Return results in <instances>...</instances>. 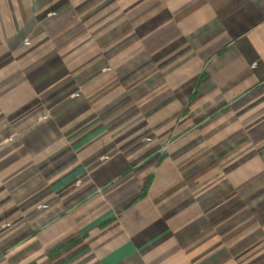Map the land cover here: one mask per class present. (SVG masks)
I'll return each instance as SVG.
<instances>
[{
    "label": "crops",
    "instance_id": "crops-1",
    "mask_svg": "<svg viewBox=\"0 0 264 264\" xmlns=\"http://www.w3.org/2000/svg\"><path fill=\"white\" fill-rule=\"evenodd\" d=\"M150 10L143 53L160 55L165 65L177 52L184 62L141 105L148 129L157 130L154 142L122 147L104 119L75 108L63 78L69 68L32 79L37 0H0V126L22 146L31 136L40 140L49 125L69 156L60 175L48 181L36 174L0 197V233L10 247L0 248V264H25L30 252L42 257L27 264H244L228 252L234 236L246 234L245 221L236 231L220 225L237 212L252 217L244 204L264 179L262 171L251 178L239 169L236 183H219L218 157L264 141V0H153L138 11ZM71 11L50 24L51 33L65 28ZM95 100L92 107L103 106ZM170 137L176 142L158 158L157 141ZM198 144L206 145L202 155ZM2 152L15 160L11 147ZM222 187L230 189L220 195ZM229 235L231 244L223 245Z\"/></svg>",
    "mask_w": 264,
    "mask_h": 264
},
{
    "label": "rangeland",
    "instance_id": "rangeland-1",
    "mask_svg": "<svg viewBox=\"0 0 264 264\" xmlns=\"http://www.w3.org/2000/svg\"><path fill=\"white\" fill-rule=\"evenodd\" d=\"M151 1L153 0H138L137 3L135 0H37V37L35 38L33 33H28L31 34V38L37 39L34 42L35 48L37 47V76L32 79H43L41 78L42 73L46 70L51 71V68H69V74L63 78L70 79L71 88L74 89L72 96L75 100V108L82 109L83 115L88 112V117L91 120L93 118L104 119L107 122L106 133L112 140L113 132H119L118 135H114L119 139L117 146L122 144V147H126L131 143L139 146L154 142L151 133H155L157 130L148 129L151 128L146 124L148 113L142 110L141 105L147 98L160 91L164 86L163 83H166L168 75H172V71L176 72L177 66L184 62L180 60L179 55H175L177 52L171 55L174 57H170L168 59L170 61L165 65L160 60V55L147 56L146 52L143 53L145 49L140 40L149 34L148 14H155V10L153 13L151 10L146 13L138 10L144 9V6ZM154 1L166 4L169 2V0ZM68 9L72 10V20H66L65 28L61 27V31L51 33L48 28L50 24L58 21L60 17H65ZM29 42L31 41L29 40ZM55 52H58L57 58L55 57L57 66L54 63L55 58L52 56ZM14 54L16 55V51ZM66 54L71 55L68 56V61H66ZM53 58L54 60H52ZM4 80L5 77L1 74L0 82ZM171 82L176 83L177 81L171 79ZM85 91H89L86 94L87 99L82 95ZM95 99H102L100 102L103 103V106L98 103V108L92 107L97 103ZM85 103H89V108L84 109ZM173 124L176 127L177 119ZM1 126V199L7 188L28 181L36 174L43 175L49 181L50 177H56L64 171L66 161L69 159L68 149L64 145V140L50 138L49 125L45 128L46 130L41 131V133L47 134L42 135L40 140L37 139L35 132L36 136H31L26 143H22V146L11 137L12 134L8 135L7 127L5 129ZM81 126V124L71 125V129L75 131ZM121 131L128 135V140L119 136ZM173 138L157 141L159 145L156 147V156L158 158H161L166 149L176 142L177 139ZM192 143L194 141H191ZM18 145L24 148L20 154ZM8 146L14 149L11 159L15 160L10 163L8 159L5 160L7 156L2 152ZM196 146L202 147L196 151L197 155H202L204 153L202 149L206 145L198 144ZM243 148H245L243 154L218 157L219 170L222 171L218 174L219 183L229 182V180L236 183L238 180L234 179V176L236 178L241 173L238 171L239 169L245 170L244 175L251 176V178L259 173L257 170L264 172V141L256 143L251 141L248 146ZM201 158L206 157L201 156ZM225 170L227 171L225 172ZM262 172L259 173L260 178L264 179ZM259 187L249 192L244 204L245 208L248 207L252 217L242 220L241 213L237 212L232 215L233 220L221 221V225L222 223L223 225H220L224 230L235 229L236 231L237 227L243 225L245 221L246 234L234 236V243L228 252L234 260L244 259V264H246L245 262L257 264V260L264 258V229H262L264 228V185ZM229 189L220 188L219 191L222 190L220 195L228 192ZM22 205L20 204V206ZM2 222L0 221V226L3 224ZM230 237L231 239L227 242L224 238L222 239L223 245L232 241L233 236L229 235L228 238ZM6 242L0 233V248L10 249L9 246L6 247ZM13 244L15 242L10 246ZM242 244L245 248L241 246ZM224 251H221L222 255L226 254ZM39 257L41 258L42 255L30 252L26 256L25 264L29 261H37ZM10 260H16V257H11Z\"/></svg>",
    "mask_w": 264,
    "mask_h": 264
}]
</instances>
